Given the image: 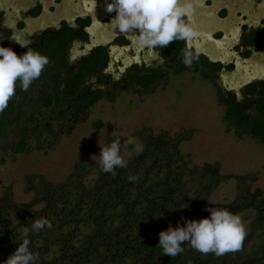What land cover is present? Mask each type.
Segmentation results:
<instances>
[{
    "label": "trees",
    "instance_id": "obj_1",
    "mask_svg": "<svg viewBox=\"0 0 264 264\" xmlns=\"http://www.w3.org/2000/svg\"><path fill=\"white\" fill-rule=\"evenodd\" d=\"M176 44L182 45V41ZM184 70L197 71L183 65L173 74ZM202 75L212 82L218 102L224 106L225 127L236 137L246 136L264 146V99H259L245 118L231 100L222 98L212 77ZM130 89L124 86L121 91ZM118 94L105 96L99 91L94 99H88L81 116L85 119L99 100L113 102ZM102 125L97 121L93 128ZM190 134H154L141 127L135 132L140 151L127 158L126 166L117 169L115 176L100 172L94 162L79 161L59 183L42 176L25 178L24 190L32 193L27 202L17 203L6 190L0 196V259L7 258L17 246V228L43 217L51 227L29 236L30 249L39 253L38 264H264V191L250 185L256 175H224L218 163L192 164L178 148V142ZM94 171L96 176L87 182L86 176ZM230 178L235 181L233 199L212 203L211 192ZM37 204L40 206L34 208ZM206 207L225 208L235 215L252 212L240 249L216 256L184 245L175 257L161 255L156 246L158 233L170 220L176 216L199 220L208 215ZM52 246L55 251L46 258Z\"/></svg>",
    "mask_w": 264,
    "mask_h": 264
},
{
    "label": "flooded vegetation",
    "instance_id": "obj_2",
    "mask_svg": "<svg viewBox=\"0 0 264 264\" xmlns=\"http://www.w3.org/2000/svg\"><path fill=\"white\" fill-rule=\"evenodd\" d=\"M62 1L0 0V46L10 47L20 55L26 48L10 39L15 38L27 42L31 50L49 60L40 78L27 90L17 86L16 94L0 111L2 154L18 156L49 150L60 137L69 136L75 126L85 120L82 110L87 107L88 99H94L99 91L105 96L118 91V96L123 92L139 98L148 96L173 74L175 68L183 66L180 56L186 43L198 51V58L190 67L197 71L184 70L173 75L190 73L214 87L202 72L210 75L222 98L231 100L239 115L245 118L250 114L249 109L253 110L256 102L264 99V61L257 58L259 61L255 62V57L264 49V17L255 19L251 12H239L238 32L232 31L237 34L233 45L224 49V54L220 53L221 46L227 44L225 34L231 39L235 36L225 23L229 4L235 6L237 0H191L192 12L185 21L194 29V23L199 21L193 13L202 9L206 19L199 29L196 28L195 36L205 41V45L200 48V44L196 46L189 41L181 40L182 45L173 41L166 47L150 49L153 56L141 63L134 58L136 50L142 49V58L148 48L137 46L130 35L111 29L108 23L114 12L104 10L97 16L95 13L102 9L96 12L92 8L93 0H72L66 8H61ZM251 5L254 9L264 8V0H252ZM120 54H125L128 62L124 70L117 69L118 74L114 76L109 73L110 62ZM250 62L254 65L247 68L246 63ZM226 81L228 85H222ZM124 86L131 89L121 91ZM83 99H87L86 102ZM216 99H219L218 94ZM19 149L21 151L17 152ZM10 186H3L2 193L11 190Z\"/></svg>",
    "mask_w": 264,
    "mask_h": 264
},
{
    "label": "rangeland",
    "instance_id": "obj_3",
    "mask_svg": "<svg viewBox=\"0 0 264 264\" xmlns=\"http://www.w3.org/2000/svg\"><path fill=\"white\" fill-rule=\"evenodd\" d=\"M237 1L235 6L233 3L229 4L230 11L225 23V27L232 35L238 32L237 21L241 17L239 12L242 14L251 12L255 19L264 17V8L254 9L251 5L252 0L245 3ZM71 3L72 0H63L61 8H66ZM103 3L104 0H93L92 8L96 12L102 9L95 15L98 16L104 11ZM200 10L202 9L197 10L200 12L198 15L195 14L197 11L193 13L194 18L197 17L196 21H199L194 23L195 32L206 19ZM234 29L235 33L232 32ZM225 35L228 38L225 40L227 44L221 46L223 47L220 49L221 52L218 51L222 54L225 52L224 49L233 45L237 34L232 39ZM204 42L196 36L189 41L196 46L200 44L201 46H198L200 48L205 45ZM141 50H136L135 60L140 63L142 60L148 62L153 52L148 48L144 50L145 55L141 58ZM124 55L114 56L110 62L109 73L115 76L118 74L117 69L124 70L128 62ZM257 58L264 61V49L255 57V62ZM252 64L254 65L253 62L246 63V66ZM227 82L222 85L227 86ZM218 83L220 85L219 80ZM217 100L215 88L190 73L170 74L164 83L146 97L139 98L133 93L123 92L113 102L101 99L88 110L85 120L78 123L69 136L60 137L59 142L49 150L18 156L0 153L2 159L0 196L1 188L11 185L12 199L17 203L27 202L32 198V193L24 190L25 178L42 176L49 182L59 183L70 173L75 163L79 161L96 163L100 148L110 144L114 139L121 141L120 155L126 160L141 149V142L135 135L141 127L150 128L154 134L167 131L172 136H176L181 131H191L188 139L178 142V148L182 154L190 158L192 164L218 163L219 171L224 175L254 173L256 178L250 183L251 187L264 191V146L246 136L236 137L231 130H228L222 120V105ZM97 121L103 124L101 128H93ZM95 176V171L90 172L86 176V181L91 182ZM235 192V181L230 178L211 192L209 200L214 204L228 203L233 199ZM39 206L37 204L34 208ZM236 215L240 217L246 233L252 212L244 211ZM178 220L180 221V217L176 216L170 220V224L175 227ZM54 251L55 247H50L46 258H49Z\"/></svg>",
    "mask_w": 264,
    "mask_h": 264
},
{
    "label": "clouds",
    "instance_id": "obj_4",
    "mask_svg": "<svg viewBox=\"0 0 264 264\" xmlns=\"http://www.w3.org/2000/svg\"><path fill=\"white\" fill-rule=\"evenodd\" d=\"M191 0H104V10L115 13L108 23L114 32L130 35L133 43L142 48L157 49L173 41H190L195 35L185 18L192 12ZM26 51L17 55L12 48L0 46V111L16 94L17 86L27 90L40 78L48 65V57L31 50L27 42L10 38ZM198 58V51L187 46L180 60L191 67ZM119 139L100 148L96 164L102 173L116 175V170L126 166L120 155ZM184 208V207H183ZM206 217L188 220L183 217L175 227L171 224L158 233L160 254L175 257L182 253L184 245L193 251L216 256L238 251L245 237V229L239 216L225 208L206 207ZM51 224L46 218L32 221L16 229L15 249L0 264H38V251L30 249L31 234L43 232Z\"/></svg>",
    "mask_w": 264,
    "mask_h": 264
}]
</instances>
